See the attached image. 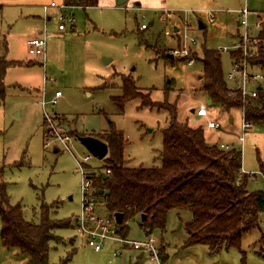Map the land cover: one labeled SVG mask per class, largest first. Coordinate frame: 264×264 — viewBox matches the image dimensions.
<instances>
[{
  "label": "rangeland",
  "instance_id": "1",
  "mask_svg": "<svg viewBox=\"0 0 264 264\" xmlns=\"http://www.w3.org/2000/svg\"><path fill=\"white\" fill-rule=\"evenodd\" d=\"M54 1L62 3V0ZM68 6L63 13L66 17L73 16L75 21L62 31L58 28L56 11L49 10L52 18L45 20L41 6L0 7V63L20 62L14 65L4 62L8 66L3 76L6 96L0 101V180L6 182L11 202L23 206L27 220L39 222L41 207L46 204L53 219L69 223L68 227L55 230L58 237L50 243V263L240 264L241 251H245L249 264H264L261 252L264 244L259 242L264 238V212L260 228L244 234L240 247L223 249L216 254H211L205 244L185 246L187 223L191 219L189 210H169L165 227L154 228L150 233L141 227L140 216L130 220L125 239L156 237L159 259L150 252L122 243L120 238H124L117 233L116 224L111 229L119 239H107L101 250L89 245L78 228L84 212L82 166L88 173L97 174L110 156L108 153L104 159L91 156L84 160L90 152L78 137L100 135L112 126L121 130L128 141L124 159L129 167L162 164L163 130L174 116L191 126H202L211 144L224 143L242 151L244 171L252 175L247 189H264V122L254 124L241 142V109L220 112L212 105L202 88L200 61L204 47L217 49L233 43L236 18H239L233 11L250 10L252 33L259 35L263 27L256 29L254 23L258 15L264 23V0H129L124 4L98 0L94 6ZM163 8L175 12L173 20H161ZM211 10L215 11L214 22L208 19ZM179 14L191 20L189 33L198 40L191 56L193 64L169 55L177 47V39L174 35H165V30H171L173 23L180 24ZM199 20L207 27H197ZM151 21H155L153 26L139 30L143 23L149 25ZM45 28L50 38L44 62L41 56L29 54L26 41ZM231 54L222 51L225 74L232 69ZM104 58L109 61L105 62ZM255 66L250 70L259 72L261 67ZM124 76L131 78L144 96L120 105L114 97L122 94ZM260 82L264 88V79ZM228 83L235 88L234 82ZM43 90L47 101L58 90L63 95L56 105L47 104L44 108ZM147 98L152 105L143 103ZM202 104L217 109L222 124L219 130H208L206 120L191 111ZM45 112L52 117L60 116L56 122L61 136L69 137L68 148L54 139L55 136H46ZM229 117H234L233 123ZM47 138L50 145L45 146ZM88 195L92 197L93 213L108 218L111 214L103 198L97 197L96 189V198L93 190ZM1 226L0 216V230ZM28 261L27 253L7 248L0 239V264H28Z\"/></svg>",
  "mask_w": 264,
  "mask_h": 264
},
{
  "label": "trees",
  "instance_id": "2",
  "mask_svg": "<svg viewBox=\"0 0 264 264\" xmlns=\"http://www.w3.org/2000/svg\"><path fill=\"white\" fill-rule=\"evenodd\" d=\"M65 3L88 7L97 5L98 0H65ZM259 39L258 53L250 60L264 69V26ZM240 55L236 52L231 54V58H239ZM200 61L202 88L213 106L222 112L240 108L245 120L254 124L264 122L262 86L256 97H243L237 88H231L225 78L222 52L217 49L204 47ZM1 62L0 101L6 96L3 76L8 65L5 63L20 64L16 61ZM142 95L134 81L124 76L122 94L114 97V100L122 105ZM143 103L152 105L148 98ZM175 110L173 107V112ZM163 134L162 164L153 167L126 165L124 151L128 141L116 127L112 126L100 135L89 134L109 146L110 156L106 158L103 170L97 174L88 173L87 177H91L96 190H104L97 197L103 198L110 214H124L123 222L117 225V233L125 239L129 232L128 222L137 216H140V225L147 233L154 228L163 229L169 210H189L191 219L187 223L185 246L205 244L211 254L240 247L244 234L260 228L261 214L264 212V189H247L248 179L252 175L243 170L242 151L236 148L226 150L216 143H209L202 126H191L178 121L175 116ZM107 170L110 172L107 173ZM104 173L107 177H104ZM6 185L0 180V239L3 245L27 253L28 264H51L50 243L58 237L55 230L68 227L69 223L53 219L46 204L41 207L39 222L27 220L23 206L11 202ZM259 242L264 244V238ZM261 252L264 253L263 248ZM241 253L240 264H249L245 251Z\"/></svg>",
  "mask_w": 264,
  "mask_h": 264
},
{
  "label": "built area",
  "instance_id": "3",
  "mask_svg": "<svg viewBox=\"0 0 264 264\" xmlns=\"http://www.w3.org/2000/svg\"><path fill=\"white\" fill-rule=\"evenodd\" d=\"M47 6H55L59 9V30H65L69 25H74V17H66L63 13V9H67L68 6L66 3H56L51 2L50 5ZM225 12H229V9L223 10ZM233 13L238 14V24L239 30L236 32V37L231 45L228 46H220L217 48L218 51H229L230 53L239 52L241 55L239 58L232 59V69L229 73L225 74V78L228 81H232L235 83V88H237L243 97H256L258 94V89L261 84V80L264 79V70L259 67V72H254V70H250L252 65L251 58L255 57L258 53L260 43L259 35H255L252 33V26L249 21L251 16V11L247 8L239 9L233 11ZM175 17V12L168 10L166 8L162 9V18L161 20L169 21L173 20ZM143 19L145 17L143 16ZM208 19L210 22L215 21V11L211 10L208 12ZM149 27L147 23H143L140 26V29L145 30ZM199 27V23L198 26ZM207 27V26H206ZM254 27L256 29L263 27V18L258 15L256 17ZM175 28H177L175 30ZM192 28L191 20L185 19L182 17L180 20V24L173 23L171 30H165V35H174L177 39V47L173 48L172 54L177 55L179 57L185 58L188 61V64H193L194 59L191 57L192 52L194 50L193 47L196 46L198 40L195 36L190 35V30ZM49 34L45 31L43 33L35 34L32 38L27 40V49L29 54L36 56H44L46 53V48L48 44ZM255 66V68H256ZM249 85H252V88H249ZM234 88V89H235ZM62 92L60 90L55 92L53 98L49 101L46 100V93L43 90V94L41 96V104L45 108L47 104L56 105L58 103L59 98L62 96ZM216 108V107H215ZM219 109V108H218ZM220 112L221 109H219ZM194 113L201 118L206 120V128L208 130L217 131L221 128V119L217 112V109L214 107H208L205 105H200L197 108H194ZM60 116L52 117L45 112L44 121H48V129L46 131L48 138L51 136L54 139H58L63 143L67 148V141L69 137H62L59 131V124L56 122ZM243 117V115H242ZM242 134L239 136V140L241 142L245 141V133L254 127V123L251 121H247L242 118ZM48 138L46 139L45 146L50 145ZM223 149H230V146L222 143L219 145ZM91 156V153L85 156L84 160H88ZM82 166V162H81ZM85 170V171H84ZM82 172L84 175V179L82 181V190H83V207L84 212L82 213L81 218H79L78 228L79 231L86 237L89 245L93 246L96 250H101L105 241L110 238L119 239L118 237L113 236V230L111 229V225L116 224L114 216L110 215L108 218L97 216L93 213V202L91 201V196L88 195L91 190H93V195L95 192V188L92 184V179L90 177H85L88 174L86 168L82 166ZM110 170H107V173ZM95 197V195H94ZM96 198V197H95ZM122 243L128 245L136 250L147 251L150 252L154 258L159 259V249L157 248V239L152 235H148L145 240H129L120 238Z\"/></svg>",
  "mask_w": 264,
  "mask_h": 264
},
{
  "label": "crops",
  "instance_id": "4",
  "mask_svg": "<svg viewBox=\"0 0 264 264\" xmlns=\"http://www.w3.org/2000/svg\"><path fill=\"white\" fill-rule=\"evenodd\" d=\"M61 1V0H60ZM129 0H126L124 3H126V2H128ZM51 2H55L54 0H0V7L3 9V8H6V7H19V8H21V9H26V8H30V7H34V6H41L42 7V9H43V12H44V14H45V20H50L51 18H52V16L50 15V13H49V10H51L52 12H58V14L60 13V11H59V9L57 8V7H53V6H47V8H45V6L46 5H50L51 4ZM62 3L64 2L65 3V0H62L61 1ZM116 2H117V0H116ZM123 3V4H124ZM135 3H137V4H141V5H143L142 4V2H140V1H136ZM98 4V3H97ZM118 4V3H117ZM195 12V11H194ZM176 15V14H175ZM59 16V15H58ZM178 19L179 20H181L182 19V15H180L179 14V16H178ZM238 17L236 18V25H237V31L236 32H238V30H239V24H238ZM200 21V20H199ZM199 21H198V23H199ZM151 22H153V25L155 24V21H151ZM151 22H150V24H151ZM149 24V26H153V25H150ZM205 24V23H204ZM149 28V27H148ZM139 30H142V29H140V27H139ZM45 31L48 33V31L46 30V28H45ZM44 31V32H45ZM60 31V30H59ZM236 32L235 33H233V36H232V34H231V36L235 39V37H236ZM38 33H43V31L42 32H37V34ZM49 34V33H48ZM30 38H32V37H30ZM30 38H28V39H30ZM49 38H50V36L48 37V41H49ZM176 38V37H175ZM27 39V40H28ZM26 45H27V41H26ZM47 48H48V46H47ZM47 48H46V53H45V55L44 56H42V59H43V61L45 62V60H46V58H47ZM172 50V49H171ZM171 50H170V52H171ZM172 54V53H171ZM43 64V63H42ZM259 87H261V84H260V86ZM42 94H43V92H42ZM42 94H41V96H42ZM193 109V108H192ZM233 121H234V117H229V122L230 123H233ZM210 131H213V130H210ZM207 138V137H206ZM207 141L209 142V143H211L209 140H208V138H207ZM217 144V143H216ZM222 144V143H221ZM227 145V144H226ZM243 170H244V167H243ZM245 172V171H244Z\"/></svg>",
  "mask_w": 264,
  "mask_h": 264
},
{
  "label": "water",
  "instance_id": "5",
  "mask_svg": "<svg viewBox=\"0 0 264 264\" xmlns=\"http://www.w3.org/2000/svg\"><path fill=\"white\" fill-rule=\"evenodd\" d=\"M126 0H117L118 4H123ZM150 25H153V22H151ZM206 25L200 20L199 21V28L204 29ZM177 28H175L176 30ZM170 57H174L173 54H169ZM105 62L109 61V58H104ZM192 112H194V108L191 109ZM78 140L87 148V150L96 158L98 159H104L108 153H109V146L106 142L103 140L92 136V135H86V136H79ZM104 177H107V175L104 173ZM103 189L96 190L97 195L103 194ZM115 218L116 225H120L123 222L124 214L122 212H115L113 214Z\"/></svg>",
  "mask_w": 264,
  "mask_h": 264
}]
</instances>
